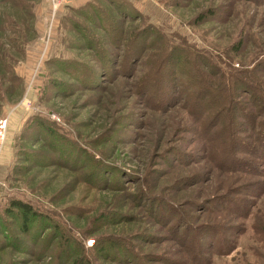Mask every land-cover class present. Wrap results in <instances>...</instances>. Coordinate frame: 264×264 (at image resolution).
I'll use <instances>...</instances> for the list:
<instances>
[{"label":"rangeland","instance_id":"1","mask_svg":"<svg viewBox=\"0 0 264 264\" xmlns=\"http://www.w3.org/2000/svg\"><path fill=\"white\" fill-rule=\"evenodd\" d=\"M80 1L0 0V264H264V0Z\"/></svg>","mask_w":264,"mask_h":264},{"label":"trees","instance_id":"2","mask_svg":"<svg viewBox=\"0 0 264 264\" xmlns=\"http://www.w3.org/2000/svg\"><path fill=\"white\" fill-rule=\"evenodd\" d=\"M164 47L166 48L167 44H164ZM224 76H226V78H224L221 82V92H220V96L217 98V100H215V98L212 97V99L210 98V99H208V101L205 102L206 105H204L203 101L200 100V103L198 106H196L195 111L199 112L203 109H206L207 106L210 107L213 104H216L218 107L224 106V109H225L226 105H230V103L234 101V99H232V97L235 96V93L232 92V88H231L232 86L235 85V82L233 80L234 79V73H233V71L226 72V74H224ZM258 81L260 82V84H262L263 80L259 79ZM208 96H209V94H208ZM262 105H264V100H262L260 102L259 106L261 107ZM12 205H13V208H17V209L21 210V212L24 215L22 218V221L24 222V225H26L29 221V217L33 216V209L30 208L28 205L20 202V201H14L12 203Z\"/></svg>","mask_w":264,"mask_h":264},{"label":"built area","instance_id":"3","mask_svg":"<svg viewBox=\"0 0 264 264\" xmlns=\"http://www.w3.org/2000/svg\"><path fill=\"white\" fill-rule=\"evenodd\" d=\"M72 0H48L53 12L59 13L60 9L64 8L66 5L71 3ZM31 103L27 101L26 107L30 108ZM11 113L7 116L0 118V160L3 155L8 137V129L10 125Z\"/></svg>","mask_w":264,"mask_h":264},{"label":"crops","instance_id":"4","mask_svg":"<svg viewBox=\"0 0 264 264\" xmlns=\"http://www.w3.org/2000/svg\"><path fill=\"white\" fill-rule=\"evenodd\" d=\"M86 1V2H85ZM85 1H80V2H76L77 4H78V7H82V6H84V5H86L87 4V0H85ZM80 4V5H79ZM73 8H77V7H73Z\"/></svg>","mask_w":264,"mask_h":264}]
</instances>
